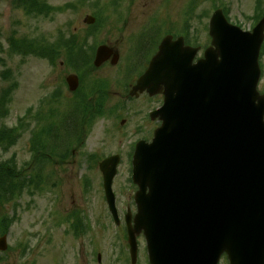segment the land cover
<instances>
[{
	"label": "rangeland",
	"instance_id": "obj_1",
	"mask_svg": "<svg viewBox=\"0 0 264 264\" xmlns=\"http://www.w3.org/2000/svg\"><path fill=\"white\" fill-rule=\"evenodd\" d=\"M43 1L52 13L30 16L16 9L13 0H0V99L12 98L8 103L0 104V167H10L9 172L15 176V186L19 190L9 195V202L0 203V237L7 233V250L0 252V264H131L125 233L119 232L107 210L97 165L110 155L123 156L112 186L123 227L126 210L135 213L132 200L135 188L130 181L127 155L132 143L142 137L138 134L144 125L142 115L146 110L144 112L140 100L120 101L119 97L111 96L102 100L100 115L93 117L95 121L82 131L83 118L76 120L84 113L78 110L76 97L65 85L67 76L74 74L67 69L65 56L60 55L56 66L51 67L44 59L12 53L8 39L13 36L18 41L33 42L37 50L44 53L42 45L54 43L60 33L74 32L82 41L84 31L81 30L86 29V18L100 11L102 33L99 39L90 41L89 46L98 41L110 44L112 48L117 37H113L112 42L103 38H108L113 26H117L126 27L120 34L122 40L149 29L157 41L169 34L184 35L192 44L204 47L208 44V20L214 10L226 9L228 21L248 31L254 26L256 0ZM260 1L264 4V0ZM123 43L124 53L127 46L125 41ZM91 49L87 48L89 52ZM139 50L141 43L137 47ZM122 52L117 68L108 64L95 71L90 66V57L83 56L90 80L107 81L115 91L122 93L123 85H116V81L126 75H121L120 71L126 61ZM262 55L260 87L264 91V53ZM87 87L88 84L83 91ZM94 90L88 91L87 97ZM54 95L59 97L52 99L48 106L47 99ZM73 105L76 108L74 116ZM115 105L132 110L122 115L127 120L124 127L125 133L129 134L127 139L122 137L119 118L110 116L115 113ZM108 109L112 111L106 115ZM137 109L144 113H133ZM68 112L71 114L66 120ZM30 115H35L34 121ZM91 115L92 112L88 113L86 118L89 120ZM48 127L54 130L53 141L49 140L50 145L54 144V150L48 149L43 131ZM32 145L37 147L38 153H34ZM71 150L76 151L74 157L69 154ZM65 153L66 163L56 166ZM38 159H41L39 163ZM7 177L6 173L1 175L0 184L5 185ZM79 221L85 226L84 232ZM72 226L80 231V236H73ZM137 243L135 264H148L144 239H137ZM97 254L101 256L99 263ZM219 264L228 263L223 258Z\"/></svg>",
	"mask_w": 264,
	"mask_h": 264
},
{
	"label": "water",
	"instance_id": "obj_2",
	"mask_svg": "<svg viewBox=\"0 0 264 264\" xmlns=\"http://www.w3.org/2000/svg\"><path fill=\"white\" fill-rule=\"evenodd\" d=\"M263 28L264 20L242 33L217 11L209 27L214 49L202 60L192 64L197 49L167 37L137 82L165 92L163 126L151 145H137L133 159V260L142 232L150 264H217L223 253L230 264H264V97L256 92ZM109 53L100 48L95 65ZM117 162L100 164L115 221Z\"/></svg>",
	"mask_w": 264,
	"mask_h": 264
},
{
	"label": "flooded vegetation",
	"instance_id": "obj_3",
	"mask_svg": "<svg viewBox=\"0 0 264 264\" xmlns=\"http://www.w3.org/2000/svg\"><path fill=\"white\" fill-rule=\"evenodd\" d=\"M122 24L125 25L126 23H122ZM115 25H117V23ZM123 29L126 30V27H124ZM123 29L118 28L117 26H113V28L111 29V35L108 38H103L107 40V42H112L113 37H117L111 49L112 50L115 49L117 51L116 54H118L117 63L112 65V59H111L109 62L105 63L104 66L110 64L112 67L117 68L120 65L121 59H120L118 51H120V46L124 44L123 41H125V43H129L135 48L133 49L132 55L130 56L132 59L131 62L125 61L124 65L121 67V70H120L121 75L123 73H125L126 75H122L121 80L116 81V85H120V84L123 85V92L121 93L119 90H118L119 92L115 91V89L112 86H110L109 82L107 81H98L97 83L93 82V84L96 85V90H95L96 94L94 93V91H92L91 94H93V96L90 99L93 100L94 103H98V100L101 97L106 98L108 100V98H110L111 96L119 97L120 101H122V99H124L125 101H136V102L140 100L141 101L140 104L142 105L144 112L145 110L146 112L144 113L142 112V110H138V109L135 112H133L138 115H141L144 113L142 115L144 125L140 129V133L138 134V135H142V137L140 139H137L135 143L137 141H144L146 143H149L152 140L154 131L161 124L159 118H152L151 114H153L155 111H157L161 107L162 102H163V96L160 92H157L159 94H156L155 96H149L147 92H143V93L138 92L134 94L133 97H131L130 95L131 93H134L132 92V90H133V87L137 79L140 77V75L145 71V69L148 66L149 62L147 63L146 59L149 53L153 50H157L158 48V45H159V43H157L158 38L157 39L154 38V36L156 35L151 36L149 34L139 37L140 34L137 33L136 35L130 34L129 36H125V38L122 40V38H120V34L121 32L124 31ZM82 31H84V33L82 34L84 36L82 44L86 48L92 47L90 51L96 50L100 45L107 44L105 42L99 43L97 41L96 43L94 42V44L92 43V45L89 46L90 41H92L93 39L95 40L96 38L99 39L98 36L102 33V31L97 32V30L90 29V28L83 29L81 30V32ZM68 39L70 40V38ZM140 43H141V50L137 51V47L139 46ZM108 46H110V44ZM152 55L150 57H152ZM135 67H138L136 71H134ZM78 87H80V81H79ZM91 90H93L92 86L90 88V91ZM109 110L110 109L107 110L106 115H109L111 113L112 109L110 111ZM114 111L115 113H112L110 116L116 115L119 118L118 123H119V126L121 127V131L123 129L122 137H124V139L129 138V134L125 133V128H124L126 126L127 120L123 118L122 115H127L129 112H132V110L115 105ZM104 120H107V119H104ZM135 133H137V131H135Z\"/></svg>",
	"mask_w": 264,
	"mask_h": 264
},
{
	"label": "trees",
	"instance_id": "obj_4",
	"mask_svg": "<svg viewBox=\"0 0 264 264\" xmlns=\"http://www.w3.org/2000/svg\"><path fill=\"white\" fill-rule=\"evenodd\" d=\"M12 3L15 6V8H17V9L21 8L28 15H31V14H34V15L47 14L51 10L48 6H46V4L42 0H13ZM33 44L34 43H32V42L18 41L13 36H11L9 39V45H10L9 49L11 50V52L14 54L22 55V56H28L30 54H37V47H35ZM56 50H58V49H56ZM53 52H54V54L57 53V51H55V50ZM75 52L76 51L71 52V55L75 54ZM70 61L71 62L73 61V59L71 57H70ZM3 79H5L4 76H3ZM9 100H10V98L4 97L0 100V104H6L9 102ZM2 167H5V170ZM9 171H11L9 166H3L2 165L0 167V176L3 175L4 173L8 174V177L6 178V181L4 183L5 185L0 184V203H2L4 201L9 202V198H10L9 195H11V194L14 195L15 191L18 190V189H16V186H15V179H14L15 176L13 174H11ZM2 191H4V192H2ZM6 199H8V200H6ZM0 220H1V218H0Z\"/></svg>",
	"mask_w": 264,
	"mask_h": 264
}]
</instances>
